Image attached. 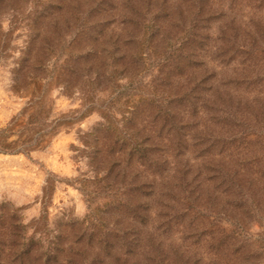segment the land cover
Instances as JSON below:
<instances>
[{"label": "rangeland", "instance_id": "374dc122", "mask_svg": "<svg viewBox=\"0 0 264 264\" xmlns=\"http://www.w3.org/2000/svg\"><path fill=\"white\" fill-rule=\"evenodd\" d=\"M0 264H264V0H0Z\"/></svg>", "mask_w": 264, "mask_h": 264}]
</instances>
